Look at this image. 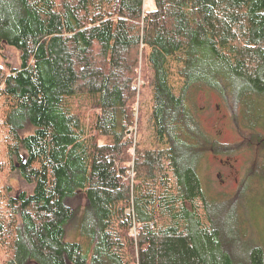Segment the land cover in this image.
Masks as SVG:
<instances>
[{
  "label": "trees",
  "instance_id": "trees-1",
  "mask_svg": "<svg viewBox=\"0 0 264 264\" xmlns=\"http://www.w3.org/2000/svg\"><path fill=\"white\" fill-rule=\"evenodd\" d=\"M155 3L0 0V264H264L250 198L211 195L200 171L254 149L244 179L264 185V0ZM210 90L238 103L244 145L203 127ZM145 119L154 147L136 137Z\"/></svg>",
  "mask_w": 264,
  "mask_h": 264
},
{
  "label": "rangeland",
  "instance_id": "rangeland-1",
  "mask_svg": "<svg viewBox=\"0 0 264 264\" xmlns=\"http://www.w3.org/2000/svg\"><path fill=\"white\" fill-rule=\"evenodd\" d=\"M155 7V0H144L145 10L150 11L155 9ZM2 52L6 55L7 61L12 65L18 66L20 64L21 52L18 49L5 44ZM169 64L171 72L170 82L175 90L178 91L182 85V79L179 78L176 72L179 63L170 60ZM142 68H144V63L142 64ZM145 94H147V92ZM143 98H145L146 101L141 105L144 106L146 113H148L150 110L148 105L150 101L147 95H143ZM137 105L140 110L142 107L139 103ZM195 106L203 127L213 139H216L226 147H232L239 143L244 145V138L238 131L234 120L235 113L241 112L238 103H235L227 97H223L221 93L215 90H210L207 92L201 91L198 94ZM254 112H261V110L257 108ZM145 121L146 119L144 122ZM136 137L138 140H142L143 145L147 147H154L159 144L154 138L152 130L147 127L146 122L144 130L142 132L138 131ZM255 151L254 149H244L229 154H215L211 152L208 154V159H205L203 162L200 171L202 179L211 195L221 198H230L241 192V195L244 196V199L242 198L240 201L241 203H247V197L250 198L251 201L248 204H250L251 207L250 209L248 207L246 208V212H248L251 217L250 219L247 218L250 222L248 223L250 224L249 226L254 236L260 239L264 246V204L261 202V197L264 196V185L260 184V182L263 181L259 183H256L257 181H252L251 179L257 177L254 175L250 176V178L253 177L251 179L248 177L246 180L244 179L245 175L249 172L252 160L257 157ZM263 155L264 154L260 152V160L263 159ZM222 160H224V162H222ZM0 180L3 182L4 176H0ZM8 182L12 184L15 192L30 189V185L16 174L11 175ZM68 203L75 208H80L87 203V199L83 194H80L69 200ZM240 211L242 210L240 209ZM77 225L78 221L75 220L67 226V238L69 240L79 238Z\"/></svg>",
  "mask_w": 264,
  "mask_h": 264
},
{
  "label": "flooded vegetation",
  "instance_id": "flooded-vegetation-1",
  "mask_svg": "<svg viewBox=\"0 0 264 264\" xmlns=\"http://www.w3.org/2000/svg\"><path fill=\"white\" fill-rule=\"evenodd\" d=\"M222 162H224V160H222Z\"/></svg>",
  "mask_w": 264,
  "mask_h": 264
}]
</instances>
